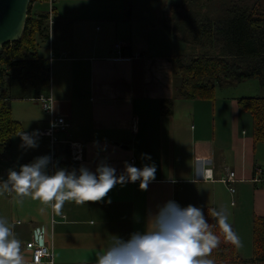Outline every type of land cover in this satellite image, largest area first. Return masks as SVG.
<instances>
[{"label":"crops","instance_id":"1","mask_svg":"<svg viewBox=\"0 0 264 264\" xmlns=\"http://www.w3.org/2000/svg\"><path fill=\"white\" fill-rule=\"evenodd\" d=\"M175 1L166 6L180 2ZM159 5L155 0H54L57 16L54 13L52 34L45 31L36 38L37 56L50 67L49 85H24L18 72H11L8 102H35L36 96L51 95L55 115L69 125L70 140L82 146L79 163L72 161L67 147H59L61 167L84 165L94 170L104 159L119 173L125 161L137 167L148 163L141 157L145 153L157 167L147 190H140L138 182L117 185L101 201H66L60 215L40 200L0 194V217L21 242L24 264H31L25 246L34 230L52 246L53 264H93L94 253L108 247L113 235L127 239L131 232L142 231L147 212L170 199L182 207L192 204L204 210L223 206L233 231L238 235L250 227V239L255 219L264 220V183L254 182L255 168L262 170L259 178L264 180V143H255L240 130L245 112L239 108L242 95L238 92L245 90L237 88L240 83L216 85L221 96L214 92L212 101L177 98L172 61L188 55L178 47L183 43L180 38L162 26L174 9L160 16ZM37 41L50 42L44 56L38 54ZM116 45L122 46L120 52ZM191 48L194 56L214 51L202 42ZM15 73L17 83H13ZM228 89L237 92L228 95ZM35 103L28 105L34 112L24 109L13 120L21 129L42 133L50 117ZM19 145V137L14 136L5 152L10 151L8 169L50 151L45 138L35 149ZM200 161L210 163L193 183ZM7 171L0 165V178H6ZM229 173L235 174L233 194L223 183ZM170 176L175 183L169 182ZM213 224L217 225L214 218ZM235 250L247 260L237 246Z\"/></svg>","mask_w":264,"mask_h":264},{"label":"trees","instance_id":"2","mask_svg":"<svg viewBox=\"0 0 264 264\" xmlns=\"http://www.w3.org/2000/svg\"><path fill=\"white\" fill-rule=\"evenodd\" d=\"M45 1L31 0L21 41L3 46L0 52V155L7 151L12 138L21 130L12 118L8 103L11 72L17 71L24 85L34 88L49 85V64L38 58L36 52V38L45 35L46 17L32 14L33 4ZM260 1L208 0L200 5L192 0L187 5L177 6L171 18L162 22L172 37L192 46L202 42L214 50L200 56L174 58L177 98L212 101L216 85L233 86L246 81H257L264 89V5ZM238 105L251 118L253 141L264 143V98H242ZM167 113H171L170 109ZM204 211L211 230L220 239L208 258L214 264L242 261L235 245L227 242L219 226L213 224L211 210ZM252 241L250 263L264 264V220L255 219Z\"/></svg>","mask_w":264,"mask_h":264},{"label":"clouds","instance_id":"3","mask_svg":"<svg viewBox=\"0 0 264 264\" xmlns=\"http://www.w3.org/2000/svg\"><path fill=\"white\" fill-rule=\"evenodd\" d=\"M55 126L54 123L52 127ZM15 136L19 137V147L27 150L39 146L41 133L21 129ZM141 157L148 163L137 167L125 161L123 170L118 173L104 159L94 170L84 165L69 169L58 163L54 165L51 155H42L8 169L6 178H0V194L15 193L17 198L40 200L51 205L55 214L60 215L66 201L76 204L101 201L117 185L138 182L140 190H147L156 178L157 167L151 162L150 154H141ZM206 163L210 161L197 163L191 179L193 183L201 177ZM169 182L176 181L170 176ZM107 203H111L110 198ZM211 216L225 240L241 246L239 236L228 223L226 209L214 207ZM134 219L139 221L138 215H134ZM113 236L108 247L94 253L93 264H214L208 257L220 243L219 237L211 230L204 209L192 204L182 207L171 199L147 212L142 231L131 232L127 239ZM20 246L12 226L0 217V264H24Z\"/></svg>","mask_w":264,"mask_h":264},{"label":"built area","instance_id":"4","mask_svg":"<svg viewBox=\"0 0 264 264\" xmlns=\"http://www.w3.org/2000/svg\"><path fill=\"white\" fill-rule=\"evenodd\" d=\"M45 3L49 4V14L46 17L47 32L49 36L51 31H49L54 25V0H46ZM47 34V35H48ZM122 46L116 45L115 49L117 52L121 51ZM38 103L44 112H46L50 117L49 127L41 133L40 139H48L50 151L48 155L53 158V164H57L61 167L59 160L58 149L59 147H67L70 151L71 159L74 163H79L82 160L83 150L82 146L78 143L72 142L68 134L69 125L63 117L56 116L54 113V102L51 95H39L34 99ZM55 127H52L53 124ZM52 170V169H51ZM255 178L254 182L264 183V180L259 178L261 176L262 170L260 168H255ZM236 182L235 174L229 173L226 180L223 183L228 187L231 194L235 191L231 187L232 184ZM37 231L34 230L29 242L26 243V250L30 254L31 264H53L54 262V251L52 246L48 245L45 241L43 234L39 231V237L37 236Z\"/></svg>","mask_w":264,"mask_h":264},{"label":"rangeland","instance_id":"5","mask_svg":"<svg viewBox=\"0 0 264 264\" xmlns=\"http://www.w3.org/2000/svg\"><path fill=\"white\" fill-rule=\"evenodd\" d=\"M178 1H180L179 3H176L178 5H174V7H173V5H170L167 7L166 2L173 3L176 1L175 0H155V3H158V5L160 4L159 9H158L160 11L158 12L157 15L164 16L165 14L170 12L171 9H175L176 6L187 5V4H189V2H192V0H178ZM196 1L198 3L200 2V5H201L202 3L206 4L208 0H196ZM260 2H261V5H264V0H261ZM54 13L57 16L56 11ZM32 14H35V15L36 14H49V4L45 3V2L44 3L37 2V3L33 4ZM56 16L54 15V22H55ZM46 17H47V15H46ZM45 30L47 32V27ZM52 30H53V27L49 30V31H51V34H52ZM37 43H38V46L40 47L38 49V54L40 56H44L47 49H48V45L50 42L49 43L48 42L42 43L40 41H37ZM178 44H179L178 47H180L181 51H184L183 53H186L185 55L194 56L196 54L195 50L193 48H191L192 45L185 44L184 42L182 44H180V43H178ZM14 76H15V78H13V83H17V81H18L17 80V76H18L17 73H15ZM237 86H240V87H237V88H239V90H245V91L238 92L242 95V96H240L242 98H255V97L264 98V89H262L259 86L257 81H246V82L240 83V85H237ZM215 92H216V95L218 94V96H221V94L218 93L219 92L218 89ZM226 92L228 95H230V94L237 92V89H228ZM36 97H38V96H36ZM30 101L28 100V102H25V100L24 101L23 100H21V101L13 100L12 102H8L10 109L12 106V111H11L12 118L16 119L18 112H24V109L34 112L29 106H32L33 103H35V102H33V101L30 102ZM244 114H245V117L243 118V121H242L244 126L241 127L240 130L247 133L248 136H251V132H252L251 118L247 113H244ZM9 159H10V151H9V154L3 153L0 155V165L5 166L6 170H8V168H9V161H10ZM251 227H252V224H251ZM249 229H250V227H247V229L245 227V228H243V230L241 229L242 231L238 234V236L241 240V243L244 242V247H242V248L238 247V250L243 255V257H247V260L243 261V259H240L242 261L234 262V263L229 262L227 264H256V263H252V262L250 263V259H249L252 256V238L251 239L249 238V231H250ZM241 251H243V253Z\"/></svg>","mask_w":264,"mask_h":264},{"label":"water","instance_id":"6","mask_svg":"<svg viewBox=\"0 0 264 264\" xmlns=\"http://www.w3.org/2000/svg\"><path fill=\"white\" fill-rule=\"evenodd\" d=\"M31 0H0V52L21 41Z\"/></svg>","mask_w":264,"mask_h":264}]
</instances>
